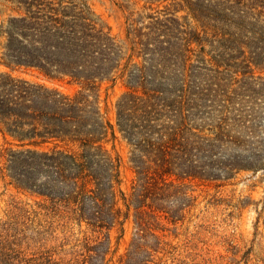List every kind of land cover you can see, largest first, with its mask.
Segmentation results:
<instances>
[{
    "label": "trees",
    "instance_id": "1",
    "mask_svg": "<svg viewBox=\"0 0 264 264\" xmlns=\"http://www.w3.org/2000/svg\"><path fill=\"white\" fill-rule=\"evenodd\" d=\"M4 1L0 178L39 199L5 209L0 262L156 264L177 252L175 264H201L206 225L165 238L194 215L185 180L264 172V0H122L118 32L87 0ZM23 67L74 88L14 73ZM105 84L122 88L113 121ZM118 135L134 173L126 190Z\"/></svg>",
    "mask_w": 264,
    "mask_h": 264
},
{
    "label": "rangeland",
    "instance_id": "2",
    "mask_svg": "<svg viewBox=\"0 0 264 264\" xmlns=\"http://www.w3.org/2000/svg\"><path fill=\"white\" fill-rule=\"evenodd\" d=\"M95 14L99 15L113 31L122 30L124 15L127 10L119 4L122 0H87ZM14 13L11 4L0 0V22ZM25 78L44 82L49 85H57L64 91H70L73 86L65 82L51 81L41 75L33 68H20L14 72ZM108 87L103 85L99 91V101L107 116L113 121L114 102L122 91L118 85ZM115 150L122 156L123 165L121 169L120 187L126 190L134 177L130 162L128 160L129 147L118 135L114 142ZM111 146V143L108 144ZM9 178H0V218L12 200L33 203L39 198L16 188L8 183ZM198 194L197 205L193 209L192 217L186 216L182 222L177 224L176 234L170 232L165 238L173 244L181 243L185 237L196 231L197 225L203 223L206 229L198 235L201 241L197 242L199 255L196 258L201 264H264V172L257 173L242 171L235 177L224 180H202L187 179L184 181ZM221 184L220 186H215ZM206 193H217L222 201L216 205H206L204 195ZM132 225H126L124 240L121 241L118 252L125 251L127 242L131 236ZM114 235L115 232H112ZM114 241V237H112ZM54 241H47L46 245ZM24 256H30L31 249L23 248ZM22 255V256H23ZM177 252L162 253L154 255L156 264H175ZM0 264H3L0 262ZM17 264V263H14ZM23 264V263H22ZM33 264V263H24Z\"/></svg>",
    "mask_w": 264,
    "mask_h": 264
}]
</instances>
